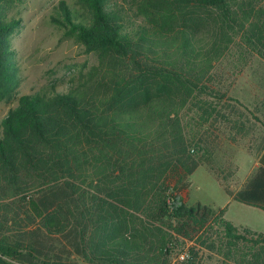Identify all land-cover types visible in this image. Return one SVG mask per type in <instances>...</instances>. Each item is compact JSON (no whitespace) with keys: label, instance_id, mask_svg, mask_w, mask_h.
<instances>
[{"label":"trees","instance_id":"16d2710c","mask_svg":"<svg viewBox=\"0 0 264 264\" xmlns=\"http://www.w3.org/2000/svg\"><path fill=\"white\" fill-rule=\"evenodd\" d=\"M80 1L51 18L100 55L95 71L19 96L0 119V264H169L177 237L213 226L224 261L264 264V233L180 196L204 164L264 210V149L237 190L211 165L215 123L250 120L221 105L214 74L235 48L264 60V0ZM16 24L0 10V101L16 95Z\"/></svg>","mask_w":264,"mask_h":264},{"label":"rangeland","instance_id":"374dc122","mask_svg":"<svg viewBox=\"0 0 264 264\" xmlns=\"http://www.w3.org/2000/svg\"><path fill=\"white\" fill-rule=\"evenodd\" d=\"M61 1L72 10H80L83 5L80 0H3L0 4L6 18L17 21L9 36V46L18 79L15 97L0 101V119L17 104L19 96L38 90L75 87L88 79L99 65L97 52H86L75 35L65 32L52 20V16L61 15ZM112 1L128 7L127 0ZM135 20L131 18L129 22ZM234 52L236 48L217 65L214 77L221 86L214 85L227 89L228 96L232 97L224 99L221 105L235 106L240 111L243 105L249 110L246 114L250 120H245L242 128L240 124L234 128L233 121L219 119L215 123L211 131L215 162L211 165L231 189L237 190L240 182L256 170L258 156L264 149V60L254 54L241 56ZM231 137L234 138L231 142L226 140ZM189 181L188 188L180 192L187 205L200 203L215 211L224 208V217L238 228L264 233V210L234 200L204 164L195 168ZM221 235L219 227L213 226L201 230L193 239L177 237V249L171 254L169 264H237L222 259ZM176 251H187L188 258L179 261Z\"/></svg>","mask_w":264,"mask_h":264},{"label":"built area","instance_id":"2783aa9c","mask_svg":"<svg viewBox=\"0 0 264 264\" xmlns=\"http://www.w3.org/2000/svg\"><path fill=\"white\" fill-rule=\"evenodd\" d=\"M176 258L179 260V261H184L188 258V253L187 251H180L177 253V256Z\"/></svg>","mask_w":264,"mask_h":264},{"label":"crops","instance_id":"0c3cea01","mask_svg":"<svg viewBox=\"0 0 264 264\" xmlns=\"http://www.w3.org/2000/svg\"><path fill=\"white\" fill-rule=\"evenodd\" d=\"M258 165V164H257ZM251 173V169H250V171H249V174ZM249 177V176H248ZM245 182V181H244ZM244 182H240V184H239V187L240 186H242V184L244 183ZM225 210V209H224Z\"/></svg>","mask_w":264,"mask_h":264}]
</instances>
